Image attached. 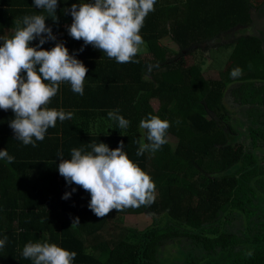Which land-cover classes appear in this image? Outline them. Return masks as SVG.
<instances>
[{
    "label": "trees",
    "instance_id": "obj_1",
    "mask_svg": "<svg viewBox=\"0 0 264 264\" xmlns=\"http://www.w3.org/2000/svg\"><path fill=\"white\" fill-rule=\"evenodd\" d=\"M74 3L80 0H68L67 7ZM154 7L140 32L148 47L146 62L137 55L139 63L94 62L91 68L117 71L118 83L104 77L98 89L110 100L120 96V90L125 92L135 122L151 113L150 102L156 99L155 115L171 124L167 137L176 138L175 148L167 142L155 153L137 156L136 141L147 143V133L141 134L136 125L115 140L116 148L123 141L128 157L150 175L154 202L114 209L98 218L88 207L90 193L69 185L59 174V152L41 141L36 147L23 145L9 127L14 113L0 109V150L7 149L15 158L11 164L0 159V239L8 238L0 249V264H32L22 257L29 242L55 243L75 251L73 264H162L161 249L182 240L196 247L195 253L218 258L219 264H264V35L241 57L247 69L233 80L226 96L229 103L252 107L244 109L242 142L232 133L226 106L211 101L216 91L226 88L206 79L196 64L186 63L194 46L236 27L249 30L253 21H261L264 0L255 14L250 0H157ZM57 28L51 27L53 34H68L67 29ZM164 37H170L182 53L163 46ZM37 44L39 38L30 46ZM58 130L56 125L48 131ZM72 146L68 135L60 144L63 159H70ZM66 192L71 196L63 199ZM145 213L159 217L158 223L144 230L126 227V215ZM76 217L80 224L71 227ZM248 251L253 252L251 257Z\"/></svg>",
    "mask_w": 264,
    "mask_h": 264
},
{
    "label": "clouds",
    "instance_id": "obj_2",
    "mask_svg": "<svg viewBox=\"0 0 264 264\" xmlns=\"http://www.w3.org/2000/svg\"><path fill=\"white\" fill-rule=\"evenodd\" d=\"M43 14L25 15L15 20V31L9 37L0 36V109H9L15 118L9 127L23 145L36 147L43 141L49 128L56 127L57 121L71 120L72 111L50 108L48 105L57 95L62 83H68L71 90L83 96L84 81L88 69L64 43H56L50 50L41 46L49 40H56L46 18L58 20L56 10L58 0H33ZM157 0H84L72 4L69 13L72 23L67 29L71 38L84 42L100 50L117 63H139L135 57L141 53L144 40L140 34L146 17L155 11ZM39 38L36 47L30 43ZM83 47L79 51H83ZM243 75L239 67L230 72L237 79ZM108 118L118 122L121 129L129 126V121L119 114V110L108 112ZM179 124V121H176ZM171 124L156 115L140 121L139 127L146 130L147 143L136 141L137 156L145 152L155 153L168 142L167 133ZM90 152L81 148L71 149L70 159H63L58 165L59 174L71 185L75 184L90 193L89 209L98 217H106L112 210L150 206L155 200V183L150 175L133 162L120 142L115 149L103 142L91 143ZM0 159L9 164L14 157L7 149L0 150ZM73 192L76 189H72ZM71 193L66 192L63 199ZM80 224L73 219L71 227ZM7 236L0 239V249ZM252 251L247 252L251 257ZM77 253L57 246L55 243L29 242L24 245L22 257L32 264H73Z\"/></svg>",
    "mask_w": 264,
    "mask_h": 264
},
{
    "label": "crops",
    "instance_id": "obj_3",
    "mask_svg": "<svg viewBox=\"0 0 264 264\" xmlns=\"http://www.w3.org/2000/svg\"><path fill=\"white\" fill-rule=\"evenodd\" d=\"M67 4L68 0H58V7L56 10V16L58 17V20L54 22L51 17L46 18L45 23L47 26L53 27V29L56 26L58 28L62 27L65 29L70 27L72 23V17H70V12L65 13V10L69 9ZM38 14L47 16L46 12H43V10L37 9L34 6L33 0H0V32H2V36L3 33L9 36L15 31V20L20 19L25 15ZM58 28L55 30H58ZM53 35L56 37V40L47 41L43 47L47 48V50H50L55 46L56 43H64L65 47H67L69 50V54L74 55L76 59L80 60L88 69V72L84 81L83 96L74 93L68 83H62L60 85L59 92L52 99L48 107L72 111L74 116L71 120H65L63 122L57 121L56 125L59 127V130L56 132L47 131L45 139L41 141L42 144H46L50 149H54L60 153V144L63 142L65 143L66 136L70 135L74 142V146L70 148L69 154H71V149L73 148H81L85 152H90L91 148L89 145L91 143L100 142L107 144L111 149H115V140L118 136H125L129 133L133 126L136 125L139 127L140 125V121L138 123L133 119L136 117H134L135 114L132 110V105H130L131 101H127V97L123 98L125 92L120 90V96L116 95L110 100L105 98V93L98 89L100 85L103 86L102 80L104 77H111L117 80L118 73L117 71L103 73L101 69L99 71L96 69L92 70V63L95 62V64H99L101 62L107 61L114 62L115 60L109 59L106 54H103L100 50L93 48L91 45L85 46L82 40L77 41L71 38L69 34L60 35V33L56 32ZM10 37L11 36H9V38ZM164 38L160 40L163 46L171 49L170 47L177 45L174 41H171L169 45H166L163 41ZM82 47L84 50L81 52L79 50ZM171 50L174 51L173 49ZM138 55V59L140 61L144 60L146 62L148 60L149 54L146 43H144L142 46V51ZM123 71L124 70H121V72H119L121 77L123 75ZM131 74L136 75L135 73ZM129 78L126 83L132 87V83L129 82ZM145 80H147L146 77ZM119 81L120 80H117V83ZM114 84L116 83H113V85ZM89 88H95V90ZM132 90L133 89L130 88L129 92ZM95 91L97 93H95ZM119 99H121V101ZM153 100L157 101L156 99ZM117 109L119 110V114L130 122L126 129L119 128L118 122L108 118V112ZM139 131L142 134L144 129L139 127ZM52 143L57 145L52 146L54 148H51L50 146ZM58 160L59 161L57 162V165H59L61 162V158L59 157Z\"/></svg>",
    "mask_w": 264,
    "mask_h": 264
},
{
    "label": "rangeland",
    "instance_id": "obj_4",
    "mask_svg": "<svg viewBox=\"0 0 264 264\" xmlns=\"http://www.w3.org/2000/svg\"><path fill=\"white\" fill-rule=\"evenodd\" d=\"M262 1L263 0H250L253 5L252 14H255L258 11L257 6ZM260 20L261 21H255V23L253 21V23L249 25V30L245 31L242 29L243 27H236L234 30L226 33L225 35L217 36V38L215 37L216 39H209L200 44V46H194L191 49L189 56L186 58V63L188 65L196 64L206 79L219 82L222 84L223 88H226L225 92H223V90L216 91L213 94L211 101L215 103L222 102L223 105L226 106L227 117L233 126L232 133L234 131V134L239 137L241 142L245 138L244 131L241 127L247 122V118L244 115V109L247 108V111H251L252 107L249 105L240 107L233 101L230 102L233 103L232 105L229 103L230 99L226 96L229 94L231 84L234 80L230 77V70L239 65V68L243 70V73L246 71L247 67L241 62V57L251 46L258 42L257 37L261 38L264 35V26H258L264 23V15L261 16ZM163 41L166 45H169L173 40L170 37H166ZM170 48L176 53H182L177 45ZM185 53L186 52L184 51L183 54ZM151 105L152 111L150 114L155 115L159 108L158 100H151ZM208 117L211 118L210 115H208ZM167 140L172 148L177 146V140L175 137L168 136ZM238 145L239 142L234 144V146ZM157 218L159 217L149 213L142 215H127L125 216L124 222L128 228L144 230L156 223V220L158 223ZM194 248L197 249L196 247H192V245L188 244L185 240H182L179 245L175 242L168 243L160 251L159 257L162 261L161 263L219 264L220 260H218V258H214L213 255H205L203 257V253H195Z\"/></svg>",
    "mask_w": 264,
    "mask_h": 264
}]
</instances>
